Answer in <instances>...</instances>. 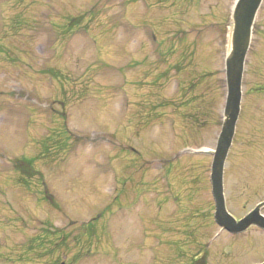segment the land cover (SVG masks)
I'll list each match as a JSON object with an SVG mask.
<instances>
[{
  "label": "rangeland",
  "instance_id": "obj_1",
  "mask_svg": "<svg viewBox=\"0 0 264 264\" xmlns=\"http://www.w3.org/2000/svg\"><path fill=\"white\" fill-rule=\"evenodd\" d=\"M235 1L0 0V264L264 262L262 231L214 224L190 153L220 132ZM241 92L237 219L264 201V0Z\"/></svg>",
  "mask_w": 264,
  "mask_h": 264
},
{
  "label": "water",
  "instance_id": "obj_2",
  "mask_svg": "<svg viewBox=\"0 0 264 264\" xmlns=\"http://www.w3.org/2000/svg\"><path fill=\"white\" fill-rule=\"evenodd\" d=\"M262 0H236L229 31V48L224 60L226 97L223 109V121L217 139L210 166L211 194L214 201L215 222L230 233L239 234L249 226L256 225L264 229V218L258 215V206L239 222L228 215L224 206L222 190V172L224 162L234 135V127L239 114L241 100V79L244 60L249 48L254 17Z\"/></svg>",
  "mask_w": 264,
  "mask_h": 264
},
{
  "label": "trees",
  "instance_id": "obj_3",
  "mask_svg": "<svg viewBox=\"0 0 264 264\" xmlns=\"http://www.w3.org/2000/svg\"><path fill=\"white\" fill-rule=\"evenodd\" d=\"M30 164H31L30 161H24L22 163V167H20L21 170L24 172V175H27L28 177L32 176V175H35V173H34V171H33V169H32ZM195 264H200V261L195 262Z\"/></svg>",
  "mask_w": 264,
  "mask_h": 264
}]
</instances>
